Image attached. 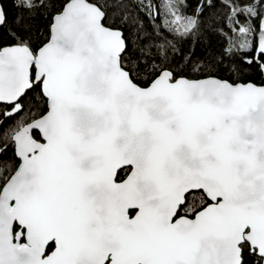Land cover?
I'll use <instances>...</instances> for the list:
<instances>
[{"label": "snow or ice", "instance_id": "1", "mask_svg": "<svg viewBox=\"0 0 264 264\" xmlns=\"http://www.w3.org/2000/svg\"><path fill=\"white\" fill-rule=\"evenodd\" d=\"M0 264H264V0H0Z\"/></svg>", "mask_w": 264, "mask_h": 264}, {"label": "trees", "instance_id": "2", "mask_svg": "<svg viewBox=\"0 0 264 264\" xmlns=\"http://www.w3.org/2000/svg\"><path fill=\"white\" fill-rule=\"evenodd\" d=\"M219 45L220 39L218 37H210L209 39H206L203 43L196 46V53L199 56H204L205 54L218 55ZM9 155H11V153H9Z\"/></svg>", "mask_w": 264, "mask_h": 264}]
</instances>
